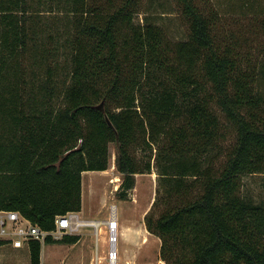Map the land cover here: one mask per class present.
<instances>
[{"label": "trees", "instance_id": "1", "mask_svg": "<svg viewBox=\"0 0 264 264\" xmlns=\"http://www.w3.org/2000/svg\"><path fill=\"white\" fill-rule=\"evenodd\" d=\"M176 1L188 36L170 45L147 15L134 21L142 0H0V209L52 230L81 211L82 173L107 170L115 143L121 197L158 173L164 208L144 223L166 264H264V202L241 191L264 173V61L196 0Z\"/></svg>", "mask_w": 264, "mask_h": 264}, {"label": "rangeland", "instance_id": "2", "mask_svg": "<svg viewBox=\"0 0 264 264\" xmlns=\"http://www.w3.org/2000/svg\"><path fill=\"white\" fill-rule=\"evenodd\" d=\"M35 1V0H33ZM197 4L217 17L216 30L222 37L234 36L241 41L243 53L249 54L253 63L260 67L264 61V29L259 20L264 17V0H196ZM139 12L134 15L136 23L149 20L164 32L171 45L188 36V23L176 0H142ZM222 124L225 118L214 106ZM226 139L223 147L231 145L234 132L225 126ZM156 148V146H153ZM158 148V146H157ZM137 157L146 158L152 153L138 151ZM116 145L109 144V164L105 171L82 173V209L77 213L80 220L96 222L98 225L83 224L75 244H42L41 264H109L108 255L115 245L110 243L107 225L112 212L115 213L117 230V264H166L160 257L161 240L147 231L144 217L150 212L154 217L163 210L162 204L152 207L157 197L158 173L136 174L134 187L120 196L122 177L115 167ZM154 157L151 163H154ZM223 157L218 159L221 163ZM241 191L255 202H264V173L242 178ZM97 231V232H96ZM123 232V233H122ZM0 264H30L28 247L14 249L9 244L0 246Z\"/></svg>", "mask_w": 264, "mask_h": 264}, {"label": "built area", "instance_id": "3", "mask_svg": "<svg viewBox=\"0 0 264 264\" xmlns=\"http://www.w3.org/2000/svg\"><path fill=\"white\" fill-rule=\"evenodd\" d=\"M84 221L80 220L76 212H67L62 215H56L54 218V228L44 230L38 225L33 224L29 219L15 210L0 209V241L9 244L13 248L21 249L30 246L32 241L44 243L46 237L53 240H60L65 235L77 234L78 229ZM108 227L110 230V243L115 245L113 251L108 255L109 264H117V229ZM97 232V231H96Z\"/></svg>", "mask_w": 264, "mask_h": 264}, {"label": "bare ground", "instance_id": "4", "mask_svg": "<svg viewBox=\"0 0 264 264\" xmlns=\"http://www.w3.org/2000/svg\"><path fill=\"white\" fill-rule=\"evenodd\" d=\"M84 224H87V225L88 224L98 225L99 223H96V222H86L85 221ZM107 225H108V227L115 226V227H113V230H115V229L118 230V222H117V218H116V215H115L114 212H112L109 221H107Z\"/></svg>", "mask_w": 264, "mask_h": 264}, {"label": "crops", "instance_id": "5", "mask_svg": "<svg viewBox=\"0 0 264 264\" xmlns=\"http://www.w3.org/2000/svg\"><path fill=\"white\" fill-rule=\"evenodd\" d=\"M86 172H88V171H86ZM83 173H84V172H83ZM77 213L79 214V213H81V211H79V212H77ZM14 249H17V248H14Z\"/></svg>", "mask_w": 264, "mask_h": 264}]
</instances>
